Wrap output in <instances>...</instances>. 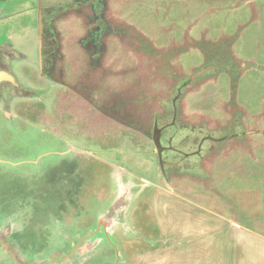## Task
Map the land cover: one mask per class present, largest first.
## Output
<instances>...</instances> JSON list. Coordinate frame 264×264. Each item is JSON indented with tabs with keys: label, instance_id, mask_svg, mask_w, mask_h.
I'll return each mask as SVG.
<instances>
[{
	"label": "rangeland",
	"instance_id": "374dc122",
	"mask_svg": "<svg viewBox=\"0 0 264 264\" xmlns=\"http://www.w3.org/2000/svg\"><path fill=\"white\" fill-rule=\"evenodd\" d=\"M110 9L100 65L84 30L62 31L74 88L40 76L39 27L11 24L36 96L0 112V227L17 253L0 247V264H219L200 251L221 240L230 264H264V0Z\"/></svg>",
	"mask_w": 264,
	"mask_h": 264
},
{
	"label": "flooded vegetation",
	"instance_id": "af4514ba",
	"mask_svg": "<svg viewBox=\"0 0 264 264\" xmlns=\"http://www.w3.org/2000/svg\"><path fill=\"white\" fill-rule=\"evenodd\" d=\"M110 7L111 0H0V112L9 118L15 116L12 106L17 99H27L26 104H29V107L35 104L32 102L36 96L34 88L25 85L22 81L24 71L17 72L13 64L16 54H19L22 61H27L24 51L16 49L12 42L19 26L11 27V24L16 23L17 18H21L22 23L28 26L34 24L40 29V76L52 82L54 86L74 88L66 83L63 69L60 67L64 60L62 31L71 29L70 33L78 34L84 30L85 34L76 44L89 53L91 60L100 65L101 55L107 48L108 36L118 35V26L113 23L114 17ZM70 19L72 21H69ZM21 47L24 48L22 45ZM158 135H155L154 141L157 147L162 149L161 153L165 150L177 151L170 146L163 147L162 137L159 139ZM166 163L171 162L160 159V164ZM100 229L105 232V224H101ZM9 233L8 228L0 227V247L16 255V246L8 239Z\"/></svg>",
	"mask_w": 264,
	"mask_h": 264
},
{
	"label": "crops",
	"instance_id": "0c3cea01",
	"mask_svg": "<svg viewBox=\"0 0 264 264\" xmlns=\"http://www.w3.org/2000/svg\"><path fill=\"white\" fill-rule=\"evenodd\" d=\"M175 163L176 162H171V163H169V164H171V165H175ZM176 165H178V164H176ZM160 189H158V191H159ZM179 201V200H178ZM158 206V205H157ZM157 206H155V207H157ZM155 209H157V208H155ZM196 214L198 213V211L197 212H195ZM205 215H208V213L206 212V213H204ZM159 229V228H158ZM208 230V234L207 235H209V237H210V240H211V242H212V240H214V237H215V235H217V233H215L214 231L215 230H213V229H207ZM211 235V236H210ZM213 243V242H212ZM228 246H229V244H227ZM202 251H204L205 253H202L201 251H200V254H201V260H204V262H207L208 261V259H209V257L211 258V260H210V263H213V259H214V261L215 262H217L218 261V263L219 264H230V262H229V258L230 257H232V255H230V253H232V252H230L229 250V247H227L226 246V244H225V240H221V242L219 243V244H216V246H210V247H208L207 246V249H201ZM204 255H208L207 256V258H203L204 257ZM222 255H224V258L221 260V261H219V258H218V256H220V257H223ZM181 257V259H182V261H184V260H188V255L187 254H183L182 256H180ZM206 257V256H205ZM238 259V258H237ZM225 260V261H224ZM224 261V262H223ZM176 263H178V262H175L174 260H173V264H176ZM183 263H185V262H183ZM179 264H182V263H179ZM237 264H240V262L237 260Z\"/></svg>",
	"mask_w": 264,
	"mask_h": 264
},
{
	"label": "water",
	"instance_id": "95a60500",
	"mask_svg": "<svg viewBox=\"0 0 264 264\" xmlns=\"http://www.w3.org/2000/svg\"><path fill=\"white\" fill-rule=\"evenodd\" d=\"M200 73H202V71Z\"/></svg>",
	"mask_w": 264,
	"mask_h": 264
}]
</instances>
